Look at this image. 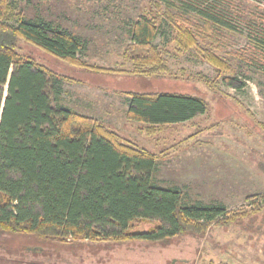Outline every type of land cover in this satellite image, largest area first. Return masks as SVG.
I'll list each match as a JSON object with an SVG mask.
<instances>
[{
  "label": "rangeland",
  "instance_id": "374dc122",
  "mask_svg": "<svg viewBox=\"0 0 264 264\" xmlns=\"http://www.w3.org/2000/svg\"><path fill=\"white\" fill-rule=\"evenodd\" d=\"M6 2L86 39L78 63L16 39V53L62 77L60 104L91 117L120 142L156 155L154 180L178 187L184 201L221 203L227 213L165 241L51 240L0 230V264H264V67L249 58V31L264 0H232L229 28H209L200 16L187 14L179 24L190 30L199 25L200 33L186 48L160 18L162 0ZM141 13L160 23L154 44L164 68L153 74L137 73L124 54ZM207 53L220 64L207 60ZM130 92L190 94L204 99L206 111L182 123L148 126L126 117ZM157 224L135 220L129 231Z\"/></svg>",
  "mask_w": 264,
  "mask_h": 264
},
{
  "label": "trees",
  "instance_id": "16d2710c",
  "mask_svg": "<svg viewBox=\"0 0 264 264\" xmlns=\"http://www.w3.org/2000/svg\"><path fill=\"white\" fill-rule=\"evenodd\" d=\"M162 2L160 18L181 48L195 44L200 33L199 25L190 30L179 24L189 13L209 28L232 27V0ZM256 19L249 58L264 67V8ZM159 29L146 13L131 25L124 54L139 74L164 68L154 44ZM18 37L77 63L87 48L82 36L41 16L26 17L0 0V230L51 240L165 241L226 215L221 203L184 201L178 187L154 180L156 155L120 142L91 117L60 104L62 77L16 53ZM205 58L220 64L210 53ZM205 111L204 99L194 95L130 92L125 113L150 126L182 123ZM140 219L158 224L130 232Z\"/></svg>",
  "mask_w": 264,
  "mask_h": 264
}]
</instances>
